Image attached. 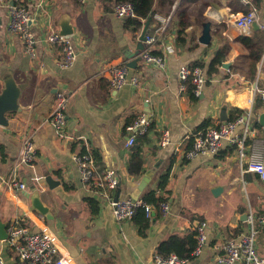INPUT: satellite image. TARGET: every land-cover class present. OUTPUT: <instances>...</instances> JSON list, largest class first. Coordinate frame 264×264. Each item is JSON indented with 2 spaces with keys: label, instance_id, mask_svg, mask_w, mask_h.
<instances>
[{
  "label": "crops",
  "instance_id": "obj_1",
  "mask_svg": "<svg viewBox=\"0 0 264 264\" xmlns=\"http://www.w3.org/2000/svg\"><path fill=\"white\" fill-rule=\"evenodd\" d=\"M16 3L34 15L35 58L26 52L23 39L9 32L10 10ZM163 3L156 0V14L148 20V33L157 42L147 45L136 68H130L125 54L136 51L148 21L137 30L117 17L116 3L107 7L102 0H0V93L10 79L21 89L19 111L8 115V126L0 125V224H6L7 232L18 218L34 231L45 229L55 238L59 255L71 258L73 264H156L162 243L173 237L188 241L196 235L197 239L199 224L206 222L207 244L200 256L186 264H219L222 245L249 230L250 214L264 213V180L242 166L236 147L227 145L213 156H185L195 133L222 122L223 108L229 120L237 117L236 109L251 113L247 151L264 155L260 123L264 54L252 80V58L240 40L242 36L264 38V0H176L172 8ZM254 7L261 29L251 26L240 35L236 19ZM156 15L171 17L163 29ZM207 23L212 25L208 45L201 42ZM62 24L74 30L70 36L78 57L70 68L60 67L59 47L46 40L50 32H60ZM145 51L166 56V69L147 64L142 58ZM220 51L223 64L230 63V68L222 64L216 74H207L200 96H193L188 88L182 91L180 67L199 62L206 65L207 73ZM121 65L129 67L130 78L138 77L137 86L111 87L108 70ZM58 90L70 95L66 137L56 133L50 120ZM143 113L151 118L150 131L138 134L129 145L128 127ZM164 130L171 133L166 146L160 143ZM28 138L37 151L35 165L17 167ZM87 152L96 160L98 177L108 169L117 172L119 199L143 200L150 192L165 199L152 205L150 219L143 212L132 220L114 218L110 203L115 191L109 193L81 180L74 154ZM135 156L143 162L139 174L129 169ZM166 175L167 185L161 189ZM47 176L61 184L50 189ZM36 177L42 178L40 184ZM13 179L25 183L26 189L13 186ZM36 189L49 208L47 214L32 206ZM93 200L98 203L96 213ZM164 203L169 205L167 213ZM256 246L264 258V227L260 225ZM0 260L20 264L7 239L0 238Z\"/></svg>",
  "mask_w": 264,
  "mask_h": 264
},
{
  "label": "built area",
  "instance_id": "obj_2",
  "mask_svg": "<svg viewBox=\"0 0 264 264\" xmlns=\"http://www.w3.org/2000/svg\"><path fill=\"white\" fill-rule=\"evenodd\" d=\"M84 3L85 0H80ZM115 13L118 18L127 20L136 16L135 7L132 2H118L115 4ZM11 20L9 23V32L23 39L26 52L35 58L37 55V41L31 29L34 21L32 12L24 6L11 7ZM163 29L170 21L171 17H162L156 15ZM258 18L257 8L240 14L236 19V26L240 35H244ZM2 30V21L0 20V35ZM46 40L48 43L59 47L61 54L60 67L70 68L74 65L78 53L72 36H64L57 31L50 32ZM157 42L154 34L146 35V45L150 46ZM143 60L158 69L165 70L167 59L164 55H156L145 51ZM130 69L127 65L112 66L108 70V80L114 90H120L128 83L138 85V77L129 76ZM179 78L181 90L185 91L189 84L193 86L195 96H200L208 81V76L204 68L196 65L183 64L179 69ZM264 99V92L261 93ZM70 103V95L65 90H58L56 93L55 106L51 113V123L60 137H66L65 129L67 125V109ZM151 118L143 113L137 120L128 127L131 134L129 145H133L138 134L144 135L150 131ZM251 132V113L238 115L234 120L222 121L217 125H210L192 137V145L185 152L188 159H193L199 155H217L224 147L233 146L239 154L242 166L247 170L259 174L264 180V155L258 150L247 151V139ZM160 143L166 146L171 143V133L164 130ZM37 158V151L31 138L25 140L18 166L28 165L34 167ZM74 160L78 164L81 174V180L85 184H93L99 189L109 193L116 191L120 181L117 172L114 169H108L102 176L96 174V160L93 155L87 153L74 154ZM246 162V163H245ZM35 182L40 184L41 177L34 178ZM13 186L19 189H26L25 183H18L13 179ZM111 208L114 218L121 222L132 220L139 209H144L146 216L151 218L154 207L144 202L142 199H111ZM169 205L163 204V212L167 213ZM250 224L249 230L242 234L239 239L227 240L222 245L223 255L218 257L219 264H235L242 261L244 264H264V258L259 254L256 240L258 226L264 227V213L256 217L250 214L248 217ZM208 241V225L206 222L199 224L197 229V245L193 251V256H200L204 246ZM8 245L15 251L20 264H73L71 258L59 255L55 238L47 230L34 231L30 224L22 219H15L9 225ZM156 264H186L187 260L181 259L177 254L170 255L157 254L155 256ZM0 264H4L0 260Z\"/></svg>",
  "mask_w": 264,
  "mask_h": 264
},
{
  "label": "trees",
  "instance_id": "obj_3",
  "mask_svg": "<svg viewBox=\"0 0 264 264\" xmlns=\"http://www.w3.org/2000/svg\"><path fill=\"white\" fill-rule=\"evenodd\" d=\"M105 6H109L118 2H132L135 7L136 16L134 18L127 19L128 23L133 25L137 30L141 28L143 25V21H148L149 19L154 18L155 11V2L156 0H102ZM176 0H164L163 5H168L171 8L174 6ZM19 6L20 4H15ZM248 12V11H247ZM183 17V16H182ZM183 26H186L184 23ZM260 34V33H258ZM242 43L247 47L250 52V56L252 58V63L250 65V73L251 79L254 80L257 73V65L262 60L264 54V38L258 36L257 38H250L247 36H242L240 38ZM223 51H220L213 59V61L208 65L207 74L212 75L216 74L219 71V68L222 66L224 62ZM200 66L202 68H206V65L203 63H194L191 66ZM188 89L194 96L193 86L189 84ZM244 110L236 109L235 113L238 115L244 114ZM143 168V162L137 156H135L130 163V172L132 174H139ZM168 175L164 176L161 181V189H164L167 185ZM164 198H158L155 192H150L143 197V201L149 203L151 205H159L163 202ZM91 206L93 208V212L96 213L98 211V203L97 201H91ZM143 212L146 215L144 209H139L135 215ZM147 217V216H146ZM148 218V217H147ZM150 219V218H149ZM197 239L196 235L192 236L188 241L180 240L176 237L171 238L170 240L162 243L158 248L159 254L170 255L172 253L177 254L181 259L191 260L194 258L193 251L196 248Z\"/></svg>",
  "mask_w": 264,
  "mask_h": 264
},
{
  "label": "water",
  "instance_id": "obj_4",
  "mask_svg": "<svg viewBox=\"0 0 264 264\" xmlns=\"http://www.w3.org/2000/svg\"><path fill=\"white\" fill-rule=\"evenodd\" d=\"M150 21L147 22L145 25L141 36L139 37V43L137 45L136 51L132 52L129 51V53H126V58L128 59V66L130 68H136V65L141 60L140 57H138L145 49H146V35L148 34V28H149ZM252 27L254 30H260L261 26L258 22H254L252 24ZM211 23H207L204 27L203 36L201 37V42L203 44H210L211 42ZM74 30L71 25L62 24L61 25V31L59 34L64 36H70L73 35ZM230 63H224V68H230ZM21 94V89L18 87L14 80L10 79L5 81V87L0 93V125L2 126H8V115L11 113H15L19 111V97ZM221 120L228 121L229 118L227 116L226 108H223L221 112ZM260 123L264 126V113L260 115ZM46 183L48 184L50 189H54L55 187L59 186L61 184V181H55L52 176H47L45 179ZM145 183V182H144ZM139 189L142 191L143 188L140 186ZM115 198L118 200L120 197V190L117 189L115 191ZM137 200V199H136ZM32 206L34 209L40 211L43 214H47L49 212V208L42 202L41 194L36 189V191L32 195ZM0 238L2 240L8 238V232L6 228L5 223L0 224Z\"/></svg>",
  "mask_w": 264,
  "mask_h": 264
}]
</instances>
